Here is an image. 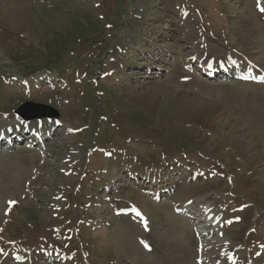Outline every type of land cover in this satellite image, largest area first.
<instances>
[{"label":"rangeland","instance_id":"rangeland-1","mask_svg":"<svg viewBox=\"0 0 264 264\" xmlns=\"http://www.w3.org/2000/svg\"><path fill=\"white\" fill-rule=\"evenodd\" d=\"M258 3L264 6L253 0H0V127L15 121L25 101L58 113L25 127L45 131L53 122L54 142L0 152V264H201L196 255L202 264L232 257L264 264V87L208 80L185 67L197 46L199 57L233 52L238 62L264 71ZM156 52L163 62L151 60ZM139 63L140 78L125 75ZM40 74H50L54 87L34 86ZM58 75L67 84L55 86ZM24 83H32L31 92ZM80 125L87 130L78 134ZM70 145L92 152L73 160ZM106 148L125 151L117 154L129 157L138 178L158 174L154 181L164 184L159 177L168 173L171 194L158 200L145 191L150 182L143 188L120 182L112 168L125 169L126 161L116 156L111 164L95 152ZM171 162L191 165L195 180L176 167L153 166ZM107 183V189L122 187L106 194ZM181 185V202L192 199L178 209L196 220L175 214L169 203ZM128 201L143 217L139 235L130 214L115 212L114 205ZM211 206L223 224L204 229ZM193 226L208 234L196 237Z\"/></svg>","mask_w":264,"mask_h":264},{"label":"bare ground","instance_id":"bare-ground-1","mask_svg":"<svg viewBox=\"0 0 264 264\" xmlns=\"http://www.w3.org/2000/svg\"><path fill=\"white\" fill-rule=\"evenodd\" d=\"M202 47V46H201ZM196 50L194 51V52H192V55L190 56L197 64H198V66H201V68H203V67H209V68H204V69H206V70H209V71H212L213 73H215L218 69H222V70H225L226 68V63H227V60H226V57H224V58H218V57H215V56H212L211 58H208V57H210L211 55H209V56H204V55H202L201 57H199L200 56V52H201V49L200 50H198L197 49V47L195 48ZM204 51V50H203ZM224 52V51H223ZM204 53H205V55H207V53L204 51ZM229 59H232L231 57H229L228 58V60ZM230 61V60H229ZM195 67H197V66H195ZM240 69H242V68H240ZM258 85H260V84H258ZM262 87H264V85H262ZM53 129L54 128H51V130L53 131ZM154 170H156V169H152V170H149V171H154ZM168 172H171V173H173L172 172V170H168ZM147 175V174H146ZM116 179V178H115ZM138 179V178H137ZM167 179V178H166ZM165 179V180H166ZM164 179H163V181H165ZM154 181V179H153V181L151 182V186H148L150 189H151V193L152 194H160V193H162L163 191H167L168 192V196L171 194L170 193V190H172V188L171 187H169V186H167V187H165V188H167V190L166 189H164L163 187L164 186H166V185H164L163 183H161V182H155ZM113 183V182H112ZM158 183V184H157ZM114 184V183H113ZM154 185H156L157 187H156V189L154 190V189H152V186H154ZM183 185H185V184H183ZM183 185H181L180 186V188H179V190H177V193H175V194H177V196H174V195H171V197L169 198V203H170V205L172 206L173 204H175L176 202H180V204L182 203L183 204V202L184 201H186V199L185 200H183V202H181V196H179L178 195V192L179 191H181L182 190V188L184 187ZM176 192V191H175ZM177 197H179V198H177ZM175 199L177 200V201H175ZM161 204V203H160ZM171 206H170V208H171ZM172 207H174V205L172 206ZM175 207H178V204H176L175 205ZM201 210V209H200ZM204 209L202 208V211H203ZM128 211H131V209H128ZM132 216H134L135 217V219L133 220V221H135V223H137V229H140V226H141V223H142V221H141V219L140 218H138V216L136 215V214H134V213H132L131 214V218H132ZM210 219H211V222L215 219V216H210ZM198 224H201L200 222L198 223ZM193 229H195V228H193ZM139 232H141V230H138V234L137 235H139ZM136 235V236H137ZM146 255H148L146 252H144ZM199 256V255H198ZM237 263V262H236Z\"/></svg>","mask_w":264,"mask_h":264},{"label":"water","instance_id":"water-1","mask_svg":"<svg viewBox=\"0 0 264 264\" xmlns=\"http://www.w3.org/2000/svg\"><path fill=\"white\" fill-rule=\"evenodd\" d=\"M18 113L21 114L23 117L25 118H30V117H33L35 116L34 114L32 113H28L25 109L23 108H19L18 109ZM37 116H39V114H37Z\"/></svg>","mask_w":264,"mask_h":264},{"label":"snow or ice","instance_id":"snow-or-ice-1","mask_svg":"<svg viewBox=\"0 0 264 264\" xmlns=\"http://www.w3.org/2000/svg\"><path fill=\"white\" fill-rule=\"evenodd\" d=\"M258 8L261 12H264V6H260V4L258 3ZM16 203V201H9L10 205H14ZM139 215V213H137ZM147 247V245H145Z\"/></svg>","mask_w":264,"mask_h":264}]
</instances>
